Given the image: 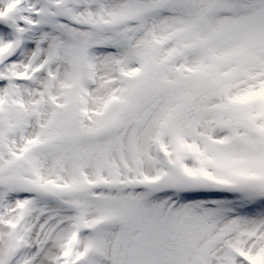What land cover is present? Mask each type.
Segmentation results:
<instances>
[{
	"label": "snow or ice",
	"instance_id": "6c2138e0",
	"mask_svg": "<svg viewBox=\"0 0 264 264\" xmlns=\"http://www.w3.org/2000/svg\"><path fill=\"white\" fill-rule=\"evenodd\" d=\"M0 264H264V0H0Z\"/></svg>",
	"mask_w": 264,
	"mask_h": 264
}]
</instances>
